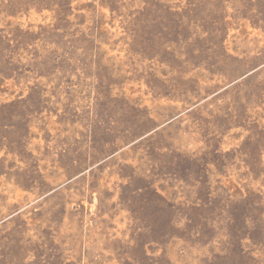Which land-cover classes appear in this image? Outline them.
<instances>
[{"label":"rangeland","instance_id":"rangeland-1","mask_svg":"<svg viewBox=\"0 0 264 264\" xmlns=\"http://www.w3.org/2000/svg\"><path fill=\"white\" fill-rule=\"evenodd\" d=\"M0 264H264V0H0Z\"/></svg>","mask_w":264,"mask_h":264}]
</instances>
